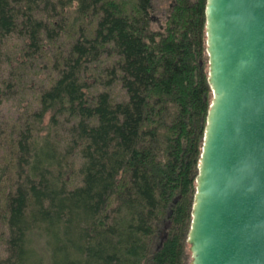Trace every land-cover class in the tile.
Instances as JSON below:
<instances>
[{"label": "trees", "instance_id": "1", "mask_svg": "<svg viewBox=\"0 0 264 264\" xmlns=\"http://www.w3.org/2000/svg\"><path fill=\"white\" fill-rule=\"evenodd\" d=\"M207 1L154 26L155 0H0V100L48 69L0 115V264H191Z\"/></svg>", "mask_w": 264, "mask_h": 264}, {"label": "water", "instance_id": "2", "mask_svg": "<svg viewBox=\"0 0 264 264\" xmlns=\"http://www.w3.org/2000/svg\"><path fill=\"white\" fill-rule=\"evenodd\" d=\"M206 17L213 99L191 264H264V0H208Z\"/></svg>", "mask_w": 264, "mask_h": 264}, {"label": "rangeland", "instance_id": "3", "mask_svg": "<svg viewBox=\"0 0 264 264\" xmlns=\"http://www.w3.org/2000/svg\"><path fill=\"white\" fill-rule=\"evenodd\" d=\"M174 0H155L156 10L153 13L154 26H163L167 20V16L172 7ZM209 55H206L207 61ZM209 65H207V68ZM9 71L5 73V77L8 79ZM48 78V69L46 67L33 68L26 75V79L23 80L22 86L16 85L12 80L13 86L10 90H13L10 94L4 96L3 100H0V115L1 120L4 122V126H12L15 119L19 118L20 114L24 111V107L33 103V100L37 96V90L40 88V84H48L46 81ZM18 90V92L16 91ZM113 92L116 96H119L121 92L117 86L114 87ZM5 228L0 223V261L3 260L6 255V242H5Z\"/></svg>", "mask_w": 264, "mask_h": 264}]
</instances>
